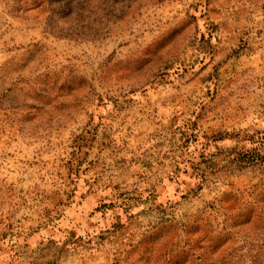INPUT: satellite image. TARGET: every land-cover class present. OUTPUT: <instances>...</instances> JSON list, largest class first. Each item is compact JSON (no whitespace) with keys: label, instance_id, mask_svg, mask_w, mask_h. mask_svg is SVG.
<instances>
[{"label":"rangeland","instance_id":"rangeland-1","mask_svg":"<svg viewBox=\"0 0 264 264\" xmlns=\"http://www.w3.org/2000/svg\"><path fill=\"white\" fill-rule=\"evenodd\" d=\"M0 264H264V0H0Z\"/></svg>","mask_w":264,"mask_h":264}]
</instances>
